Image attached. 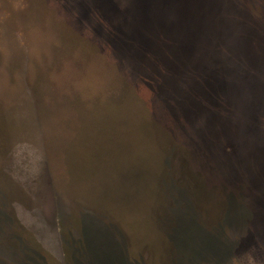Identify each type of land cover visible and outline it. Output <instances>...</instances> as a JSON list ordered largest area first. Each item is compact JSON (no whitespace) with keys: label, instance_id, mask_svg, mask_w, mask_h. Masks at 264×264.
I'll return each instance as SVG.
<instances>
[{"label":"rangeland","instance_id":"1","mask_svg":"<svg viewBox=\"0 0 264 264\" xmlns=\"http://www.w3.org/2000/svg\"><path fill=\"white\" fill-rule=\"evenodd\" d=\"M191 1L176 0L171 7L145 0L150 18L144 17V33L139 27L129 42L149 60L152 45L160 50L153 55L156 62L134 66L121 60L116 37L118 28L129 36L130 25L135 27L138 15L130 13L138 0H0V264H175V251L170 257L172 246L154 223L156 215L165 214L164 203L148 205L145 197L137 208L103 207L107 198L121 205L119 184L125 179L118 172V188L107 192L101 168L137 156V148L161 152L175 144L180 133L172 123L180 121L216 123L214 144L220 150L219 141L228 140L233 172L231 181L211 180L210 172L195 175L200 190L194 202L189 199L186 221L196 225L179 233L186 242L180 263L264 264V0H246V60L235 37L227 65L248 79V92L238 96L217 68V75L202 77L189 115L156 120L158 104L163 105L156 91L166 80L162 59L168 35L177 34ZM116 85L124 91L112 99L106 91ZM78 94L84 109L77 112ZM94 100L102 103L98 112ZM221 122H227L228 134L221 133ZM175 149L171 170L184 177L186 152L182 143ZM177 197L188 199L184 192ZM89 209L104 216H87L88 222L101 219V227L112 222L122 234L124 242L116 244L112 258L93 256L90 248L77 256ZM24 248L32 257L22 256Z\"/></svg>","mask_w":264,"mask_h":264},{"label":"trees","instance_id":"2","mask_svg":"<svg viewBox=\"0 0 264 264\" xmlns=\"http://www.w3.org/2000/svg\"><path fill=\"white\" fill-rule=\"evenodd\" d=\"M175 1L176 0H163L164 4L167 2V6L171 4V7ZM137 3L138 10L134 9L133 13H130L132 17L138 15V17L132 22L135 27L130 25L131 29L129 36H126L125 28L124 30L123 27L118 28L116 42L119 45H117V47L120 52L121 60L127 58L132 64H134V66L137 64L138 66H145L148 62L151 63L156 60L153 58V55H157L160 49L156 45H152L150 51L148 50L150 58H152L150 60H153L150 61L149 58L146 59L147 54L145 52L140 53L137 52V50L135 51L129 42L131 39L134 40L133 35L135 32H138L139 27L144 33L143 22L147 21L144 20V17L147 19L150 18V16L145 14V0H138ZM246 6V0H192L189 7L187 6L188 8H185L182 25L178 26V29L175 30L177 32V34H175L176 36L173 34L168 35V46L166 48L168 54H166V58L164 57L162 59V63L167 66L165 72L166 80L163 86L156 91L158 99L162 100L159 103H162L163 105L160 106L158 104L153 118L155 117L156 120H159L164 115L170 113L178 115L180 119H182L183 115H189L187 107L192 106L191 100L199 88L202 77L206 73L217 75V68H219V72L220 70L223 72L225 79L230 82L228 88H232V85L238 88V96L240 95L241 90L246 93L248 92V79L245 80L242 73H236L235 70H231L227 66L228 62L232 59L230 55H232V52L235 49V37L242 44V46L239 45L236 47V49H241V60L242 62L246 60V58H243V54L246 53L245 44L243 46V41L247 35L243 27ZM1 20L0 23L3 22ZM148 29L151 32L150 28ZM18 36L19 34L17 33L16 35V32L12 35L16 44L17 40H19ZM140 38L141 40L143 39L142 37ZM25 52L26 50L24 53ZM25 62L29 66L31 65L27 59V55ZM125 71L127 72L128 70ZM226 85L228 84L226 83ZM123 91L124 89H122V86L119 87L116 85L112 86L111 90L108 88L106 92H108V95L112 97V99H115L117 98L116 96L121 95ZM36 92L38 93V91ZM125 94L127 93L125 92ZM247 97L248 95L241 101H244ZM79 98L81 99L79 94L76 95L75 102L77 103L74 104V107L77 112L79 109H84L78 101ZM94 104H96V112H98L101 109L102 103L94 100ZM206 109H208V107ZM84 112L85 110L82 111L79 116H82ZM153 114L154 110H152V115ZM82 119L83 117H81V120ZM149 122H147V124L150 125L151 123ZM157 122L159 125H164L166 123V121ZM144 123L145 122H142V124ZM199 123L200 122L197 121L196 123L189 125L184 122L182 123L181 121L174 122L172 124L176 125L177 133H180L179 140L181 142L178 139L176 142L172 138L176 143L172 144L170 142L172 146H170L169 143L168 146H164L162 150L160 149L161 152L148 153L150 151H144L142 148H137V150L134 151L137 156L134 157V155H130L124 162L112 165V169L109 165L106 168H101L104 171L103 173L105 176L103 179L101 178V180L104 184L103 187L107 192L115 191L118 188V185H116L118 172L123 175L125 179V182L119 184V190L123 192L121 205H117L113 203L114 200H108L107 198V200L102 201L101 203L103 207H113V211H117L118 207L130 209L134 207L137 208V202L145 197L148 205H150L151 202H157L158 204V201L164 203V206L166 207L165 214L162 216L156 215L154 217V223L156 222V224L159 225L160 232L165 235L166 241L172 246L170 249V257H173L172 252L175 251L176 259L173 257L175 264H182L180 263L181 259L179 260L178 257L183 255L181 254V244H186L182 234L179 235V233L186 232L189 230V226L196 225L194 221H186V217L191 212L192 208L189 206L191 203L189 202V199L193 201V198L200 190V186H198V184L200 185V182L195 175L203 176V174H209L210 172V175H212L211 180H214L216 177H219V179L220 177H223L224 179L231 181V175L233 173L229 160L230 153H227L230 152L231 147L228 145V148L226 149L225 145L228 140L222 139V142L220 140L218 145L221 147L220 150H218V146L216 147L214 144V137H216V132L218 131L216 123L210 125V121H208L206 126L199 125ZM219 124H221L224 130H221V133L228 134L225 126L227 122H221ZM151 125L156 126L157 123L152 122ZM156 127H158V125ZM179 143H182V148L185 149V163L189 167L186 168V174L183 172L184 177L180 176L177 178L175 174H173V170H171V164L173 159H175V148ZM151 151H155V147H152ZM236 151L238 150L236 149ZM125 153L126 151L123 150V155H125ZM109 174L114 179L112 177L106 178V175ZM202 186L203 183L201 184V187ZM183 192L188 197V199L186 198L187 201H185L188 202V204L177 197L181 196ZM89 207L91 208L92 206ZM89 210L84 211V220L87 224H84L85 231H82V234H79L80 242L79 246L77 244L75 250L77 256H83V253H86L88 248H90V253L93 256L102 257V260L112 258L115 253L116 244L124 242L122 234L116 232L112 222H108V226L103 225L102 227L98 224L101 222V219L95 223L88 222L86 220L87 216H97L101 213L92 214V210H90V212ZM101 215L102 217L104 216L102 213ZM122 231L126 236L125 231ZM64 241L66 244L67 242L70 243L67 238H64ZM26 245V243H22V246L29 249ZM70 250V253H73L71 247ZM24 252L25 254L22 256L27 258L32 257L30 256V253H26L25 248ZM37 262L39 263V260Z\"/></svg>","mask_w":264,"mask_h":264}]
</instances>
